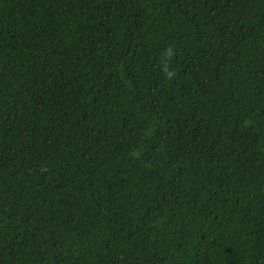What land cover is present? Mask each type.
Wrapping results in <instances>:
<instances>
[{"label":"trees","instance_id":"trees-1","mask_svg":"<svg viewBox=\"0 0 264 264\" xmlns=\"http://www.w3.org/2000/svg\"><path fill=\"white\" fill-rule=\"evenodd\" d=\"M0 264H264V0H0Z\"/></svg>","mask_w":264,"mask_h":264}]
</instances>
